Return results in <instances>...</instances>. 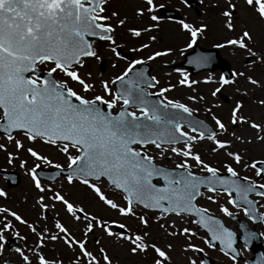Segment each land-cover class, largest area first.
Instances as JSON below:
<instances>
[{"label": "snow or ice", "instance_id": "snow-or-ice-1", "mask_svg": "<svg viewBox=\"0 0 264 264\" xmlns=\"http://www.w3.org/2000/svg\"><path fill=\"white\" fill-rule=\"evenodd\" d=\"M179 3L187 6V0ZM109 5L110 0H0V153L7 165L18 166L29 178L35 190L32 207L37 210L30 222L12 208L0 206V252L9 233L26 242L14 249L18 264H65L61 249L68 264H114L116 256L109 254L110 248L114 253L123 250L129 261L150 257V264H174L176 253L182 257L176 264H206L205 248L193 242L201 240L231 264H241L236 245L248 251L264 233L243 230L237 235L199 200L216 205L225 217L233 216L227 207L231 206L254 224H264V211H259L264 203L249 198L254 194L264 201V154H249L250 148L264 152V79L252 74L255 66L264 67V32L255 31L257 25L264 28V0L211 4L219 9L221 30V39L212 47L230 49L233 62L244 70L193 80L177 68V83L166 86L149 75L147 67L173 52L171 47L153 49L160 43L164 17L159 10L165 4L132 0L122 6L131 7L130 14L109 11ZM172 24L177 38L184 40V47L176 49L180 55L198 39L208 38L209 25L203 20L195 24L175 19ZM118 30L129 41H139V46L128 47L129 52L152 50L145 58L128 59L109 78L102 72L97 78L82 72L89 60L103 67L100 49L114 57L113 70L118 67L115 61L126 59L119 51L124 45L117 42ZM212 60L201 55L194 62L206 68ZM240 81L246 86L241 88ZM200 84L209 86L212 98L235 86L234 94L246 100H234L225 122L214 111L220 105L207 101L204 94L187 95L188 103L168 96L177 87L197 93ZM190 105H202L211 124L196 119L193 113L200 108ZM204 142L209 143L210 153L223 155L226 162L221 166L206 162L197 151ZM44 146L60 154L63 163L42 154L38 148ZM29 159L34 162L31 166ZM41 165L56 170L47 180L61 176L109 216L70 200L63 185L42 183L37 171ZM2 178L16 182L15 176L2 174ZM0 198L8 199L3 188ZM49 210L57 217L65 214L79 237L59 219L51 221L55 230L50 229ZM129 220L138 228L130 227ZM189 223L204 230V235L183 226ZM17 225L31 234V245ZM153 226L159 230L155 235ZM90 236L97 245L93 249L88 247Z\"/></svg>", "mask_w": 264, "mask_h": 264}, {"label": "rangeland", "instance_id": "rangeland-1", "mask_svg": "<svg viewBox=\"0 0 264 264\" xmlns=\"http://www.w3.org/2000/svg\"><path fill=\"white\" fill-rule=\"evenodd\" d=\"M194 1H197L199 6H196L195 8H187L186 6L181 5L179 3V0H158L159 3L165 4V8L160 9V10L174 12L178 15L179 19H186L188 22H193L195 24H199L201 20L207 23L209 25V29L207 33L208 38L207 39L200 38L198 39L196 44L198 47L202 49H208V50L216 49L212 47V45L217 40L221 39V35H220L221 30H220V25L217 19V14H218L219 9L211 6L214 0H194ZM131 2L132 0H110L109 11L127 10L130 14L131 7L124 9L122 6L125 3H128L130 5ZM240 12H241V9L238 7L237 19L241 18ZM163 17H164V20L161 21L162 31L159 33V37H158L160 40V43L153 44V49L163 50L167 47H171L173 48V52L168 57L158 58V61L155 63L149 62V64L147 65L150 68L149 74L156 75L158 79H160L161 81V86H166L168 83H173V84L177 83L179 79V73L175 71V69L177 68L180 71L187 73L188 76L193 80H202L208 74H212L215 78H218L219 75H221V72H222L221 70H214V71L206 70V71L199 72L197 74H191L190 67L193 65L196 58L192 56L186 61L185 56L192 53L194 49L192 48L186 49L183 55L179 54V52L176 49L184 47V40L181 38H177L176 32H175L176 26L172 24V21L174 20L166 16H163ZM245 22L246 23L248 22L247 18H245ZM136 23H140V22L137 21ZM255 31L257 33L264 32V28L257 25ZM116 38H117L118 43H121L124 45L123 47L119 49V51L125 57L129 56L128 59L145 58L149 54V52L152 50V49L145 50L143 53H131L128 51V47L139 46V41H129L127 36L120 30L117 31ZM142 39L144 40V42H148L146 37H143ZM216 50L220 58V61H222V63L228 66L230 72L233 69L244 70L243 65H241L238 61L235 63L233 62L230 49L225 48V49H216ZM100 54L102 55L103 61H104L103 67L100 68L99 65L95 61L89 60V61H86V66L84 69H82V72L84 73L92 72L94 78L99 77L100 73L102 72L104 78H109L113 74L119 73L123 69V67L126 66V63L128 61V59H125L124 61H115L118 64V67L113 70L111 69V66H110V60L114 61V57H112L111 54L105 49H100ZM252 74L258 79H264V67L259 66V65L255 66L252 69ZM245 86L246 85L244 84V82L240 81V87L243 88ZM208 87L209 86L207 85L200 84L198 86L197 93H190L189 90L187 89H181L177 87L172 92L168 93V96L169 98L180 99L182 102L188 103V101L186 100L187 95L204 94L207 101H214L215 103H218L220 105V107L214 109V111L225 122H227V115L230 111V106L233 104L234 100L237 98L246 100V98L237 97L234 94L233 89L235 86H232L231 88H226L225 91L219 94V98H212L208 96ZM260 94L261 93L259 92L256 93V95H260ZM190 106L200 108L199 112H194L193 114L211 124L210 118L203 111L202 105H190ZM246 110L251 111V109H248L247 103H246ZM252 114L254 118H258V114L255 111H253ZM245 134L247 135L248 133H245ZM208 147H209V143L204 142V143L199 144L197 148V151L200 152V154L202 155V158L205 159L206 162H209L213 166H221L223 162H226V158L223 155H216V154L210 153L208 151ZM237 147H242V146L237 145ZM38 150L41 151L42 154L48 155L54 162L63 163V157L60 154L48 148L47 146L40 147L38 148ZM249 154L260 156L264 154V152H262L260 148H256L254 151L253 149L250 148ZM28 163H29V166H31L34 162L31 159H29ZM169 166H172L171 161H169ZM41 167L50 168V167H46L43 165H41ZM4 169L12 170V171L19 173L20 180L17 186L8 188L6 186L5 180L0 177V188H3L8 193L7 200L0 198V206H6L9 208H12L13 210L19 212L25 219L29 220L30 222L34 221L36 217V211H37L36 209L32 207L33 198L35 196V190L31 187L29 178L25 175L23 170L19 169L18 166L7 165L5 154L0 153V170H4ZM193 170L196 171V169H193ZM222 173H225V172H222ZM244 174L251 175V173L241 172V175H244ZM55 185L56 186L63 185V192L67 195V197L76 203L83 204L87 211L96 213L102 217L109 216V214L106 213L101 207L93 203L91 198L87 194H85L80 188L70 186L65 181L61 183L59 182L58 184L56 183ZM112 195H113L112 193H109L110 197ZM205 195H207V193H205ZM253 198L256 199L255 197ZM258 201L260 203H264V201H260L259 199ZM223 202H224V199L221 200V203ZM199 203H200V206L209 207L212 215L222 218L225 221V223L228 225L231 224L230 222L227 221L226 217L223 214L218 212L216 205H211L208 201L202 198L199 200ZM227 207H229V210L232 213H235L238 215L242 213L238 209L231 208V206H227ZM259 211H264V209H260ZM48 217H49L48 226L53 231L55 229L51 221L54 219H59L61 220L62 223H65L68 227H70L71 230L77 235V237H79L80 235L79 231L73 224L69 223L65 214L62 213L59 217H57L56 212L49 210ZM110 218H116V217H110ZM128 224L133 229L138 228V225L136 224L134 220H129ZM183 226L190 227L194 231H196L195 226L191 225L190 223L183 225ZM16 227L19 230L21 235L28 236L27 245H31L32 244L31 234L28 233L27 230L23 226L17 225ZM151 231L155 235L159 230L156 229L155 226H153ZM258 231L260 234L264 233V225L259 226ZM5 235L7 239L14 238L9 233H5ZM203 235L204 234H202L201 236ZM96 236L99 237V230H97ZM261 238H262L261 239L262 243L264 244V236H262ZM18 241L19 243H16V247L26 246L25 241L23 240H18ZM193 242L197 243L201 247L200 245L202 243L201 240H194ZM160 243H164V241H160ZM176 243H180V241H176ZM104 246H107V245H104ZM88 247L89 249H93L97 247V245H95L94 240L91 236L89 237ZM202 247L205 248L204 245ZM14 249L15 248L13 247L11 248L8 245H6L5 249L2 252H0V264H2V262H4V260L6 259H9L11 262H15L16 264H18ZM205 252L207 253L206 257L210 258L213 261V264H231L230 261H228L225 257H223L222 254H220L216 250H211V249L209 250L206 248ZM241 253H242L243 258L248 257L247 251H244L243 249H241ZM52 254L55 255L56 252H53ZM60 254L64 256L65 264H68L67 254H65L62 249L60 250ZM109 254L110 255L115 254L116 259L114 260V264H150V257L148 260L137 259V260L129 261V257H127L124 254L123 250H115V253H114L113 249L110 248ZM173 257H174V264H176L178 260L182 259V257H179L176 253H173ZM239 260L241 264H243L242 258Z\"/></svg>", "mask_w": 264, "mask_h": 264}, {"label": "water", "instance_id": "water-1", "mask_svg": "<svg viewBox=\"0 0 264 264\" xmlns=\"http://www.w3.org/2000/svg\"><path fill=\"white\" fill-rule=\"evenodd\" d=\"M187 4L192 6L193 8H195L197 6V3L194 2L193 0H187ZM162 14H165V15H168V16H171L172 18H178V16L174 13V12H170V11H162L161 12ZM201 55H209L213 58L212 60V63L206 67V68H201V67H198L196 65V63L194 62L193 65L191 66L192 67V72L195 73L197 71H200V70H203V69H214V68H221L222 70H224V72L226 73L228 71V67L227 65L225 64H222V62L220 61L219 59V56H218V53L217 51L215 50H210V51H206V50H201L199 47L195 46V51L190 54L189 56H187V58H190V57H194V56H201ZM143 67V66H141ZM227 74V73H226ZM194 116V115H193ZM195 117V116H194ZM196 118V117H195ZM198 119V118H196ZM38 171V174L40 175V178L43 179V180H47L46 177L52 175L55 171H43V170H37ZM2 174H6L8 176H15V179H16V182L15 183H12L11 180L9 181L10 183H8L9 186H15L18 184V175L14 174V173H10V172H0ZM44 173H46L47 175H45ZM2 174H0L2 176ZM227 176V174L225 175ZM60 176H57V178H59ZM47 181H50V182H53L51 180H47ZM241 206H245V205H241ZM199 230H202V229H199ZM204 231V230H202ZM16 241H13V244L15 243ZM253 244H256L257 245V250L255 252V258L253 260V262H251V264H261V261L264 260L263 258V254H262V246L260 245L259 243V240H255L253 241L249 247H252Z\"/></svg>", "mask_w": 264, "mask_h": 264}, {"label": "flooded vegetation", "instance_id": "flooded-vegetation-1", "mask_svg": "<svg viewBox=\"0 0 264 264\" xmlns=\"http://www.w3.org/2000/svg\"><path fill=\"white\" fill-rule=\"evenodd\" d=\"M233 226V225H232ZM15 263V262H14ZM2 264H5V260H4V262H2Z\"/></svg>", "mask_w": 264, "mask_h": 264}]
</instances>
